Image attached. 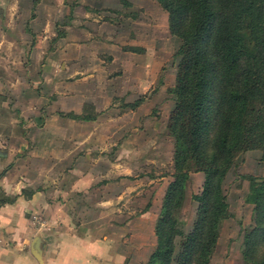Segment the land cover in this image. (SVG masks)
Listing matches in <instances>:
<instances>
[{"label":"crops","instance_id":"1","mask_svg":"<svg viewBox=\"0 0 264 264\" xmlns=\"http://www.w3.org/2000/svg\"><path fill=\"white\" fill-rule=\"evenodd\" d=\"M162 13L155 0H0V192L9 198L0 203V264L147 261L152 210L169 179L129 175L153 161L143 151L169 146L156 140L169 113L143 96L160 66ZM150 29L147 58L137 48ZM145 179L151 191L136 189ZM152 192L143 208L114 205ZM114 210L118 224L107 220Z\"/></svg>","mask_w":264,"mask_h":264},{"label":"trees","instance_id":"2","mask_svg":"<svg viewBox=\"0 0 264 264\" xmlns=\"http://www.w3.org/2000/svg\"><path fill=\"white\" fill-rule=\"evenodd\" d=\"M156 1L181 42L166 126L174 139L173 173L145 264H209L220 223L230 215L225 174L239 153L264 154V0ZM194 172L203 173V182L192 196L196 215L184 233L176 213ZM6 201L0 192V203ZM247 201L254 205V226L245 236L243 257L264 264V180Z\"/></svg>","mask_w":264,"mask_h":264},{"label":"rangeland","instance_id":"3","mask_svg":"<svg viewBox=\"0 0 264 264\" xmlns=\"http://www.w3.org/2000/svg\"><path fill=\"white\" fill-rule=\"evenodd\" d=\"M156 1V0H155ZM157 2V1H156ZM158 3V2H157ZM159 4V3H158ZM162 16L157 21L155 44L156 53H159L160 57V66L156 70L155 82L149 88L143 96H155L161 100L159 107L155 111H159L162 115L167 116V113L170 114V108L174 106L175 103V94H174V85H175V76L178 59L174 56L176 49L178 48L181 40L179 37L172 35L168 28V14L161 7ZM131 13V12H130ZM165 14V15H164ZM143 23L146 26L153 24L152 18L143 19ZM148 28V27H147ZM151 29L145 33V36L139 41H145V46H139L137 49H142V53L146 55L147 58H150L153 52V42L152 36L150 35ZM124 48H127V45H124ZM132 48V47H131ZM148 63V61H147ZM149 64V63H148ZM136 103V102H135ZM132 104V103H131ZM130 103L118 102L119 107L124 108L131 106ZM134 104V103H133ZM172 109V108H171ZM158 114V116L161 114ZM169 114L166 118V124L163 131L158 134L157 141L162 142L167 141L169 146L165 143H162L157 149L146 150L142 153L144 154L141 158L147 157L148 160H153L145 168L135 169L129 175L131 182H135V179H140L143 175L148 179H156L158 177H166L169 179V182L172 179L173 173V148H174V139L169 134L167 130V121ZM127 135L116 136L115 142L121 141L129 137L130 131H127ZM118 138V139H116ZM161 148V149H160ZM116 150V146H115ZM170 151V152H169ZM192 175V176H191ZM190 175L185 187V200L183 206L178 209L176 215L182 223V230L184 233H187L193 224L196 215L197 203L192 199L193 194L199 193L201 190L203 182V173L194 172ZM141 181V184L135 186L136 189H142L143 187L147 191H151L150 185H148V180ZM264 180V154L260 149H252L241 152L234 159L232 165L228 169L225 177L222 181V190L225 194L226 200L228 202L230 215L229 217L223 219L219 227V236L215 249L212 253L209 264H252L247 262L243 257V245L245 236L254 226L253 220V209L254 205L251 202H248V196L258 184ZM139 181V180H138ZM168 182V183H169ZM166 188V187H165ZM155 191V190H154ZM165 189L163 190L162 197ZM150 193V192H149ZM139 196V194H134V196L129 197L128 200H120V202H115V206H127L137 205V208H143L144 204H151L153 201V192L151 195H146V198L143 200H137L134 197ZM161 200L157 204L158 210H152L153 212L158 213L161 207ZM122 203H125L122 205ZM140 206V207H139ZM157 208V207H156ZM128 211V210H126ZM130 216L134 217L137 215L139 210H129ZM119 210H114L113 219L108 216V223L110 220L114 224L119 223L118 213ZM110 219V220H109ZM180 238L176 239V242ZM156 241L154 242L155 248ZM178 248V247H177Z\"/></svg>","mask_w":264,"mask_h":264}]
</instances>
